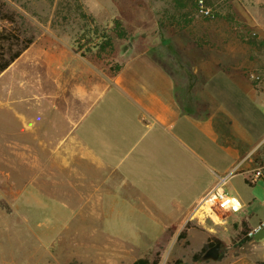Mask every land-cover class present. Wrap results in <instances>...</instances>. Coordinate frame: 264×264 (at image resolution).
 Instances as JSON below:
<instances>
[{"label":"crops","instance_id":"1","mask_svg":"<svg viewBox=\"0 0 264 264\" xmlns=\"http://www.w3.org/2000/svg\"><path fill=\"white\" fill-rule=\"evenodd\" d=\"M49 44L39 37L17 59L37 45L36 50L40 48L48 59V80L57 85L56 92L47 94L55 101L46 102L44 93L36 96L42 103L36 104L35 111L51 113L53 119L41 125L36 118L24 119L20 133L11 132L16 138L8 142L23 144V152H13L23 160L25 177L14 208L30 226L17 238L30 241L31 246L19 262L49 264V256L62 252L58 248L62 232L74 241L70 255L92 264H134L140 259L129 256V249L136 248L133 241L150 240L145 244L153 245L171 234L178 238L183 230L191 257L198 254L209 233L203 222L194 219L193 209L216 182L209 178L202 139L219 140L221 150L234 161L249 155L247 146L241 151L242 137L233 125L227 131L231 143L226 147L224 111L214 90L178 88L174 75L147 55L129 57L118 72L107 75L71 48ZM207 78V85L228 80L220 71L208 73ZM29 105L20 111L32 110ZM20 111H14L18 117ZM192 135L196 136L189 140ZM254 164L247 172L259 167ZM236 198L242 205L238 228L245 222L248 236L264 220L251 223L253 214L247 215L246 210L254 200L245 195ZM36 222L49 234L32 232ZM260 230L264 232V226ZM256 233L249 241H255ZM254 247L264 251V238ZM184 255L177 253L176 258L186 260ZM254 258L252 262L240 256L222 263L220 258L203 261L200 257L184 263L264 262V255Z\"/></svg>","mask_w":264,"mask_h":264},{"label":"rangeland","instance_id":"2","mask_svg":"<svg viewBox=\"0 0 264 264\" xmlns=\"http://www.w3.org/2000/svg\"><path fill=\"white\" fill-rule=\"evenodd\" d=\"M203 2L210 9V15H199L196 6L193 10H181L188 15L181 19L180 30L177 25H171L175 22L171 18L175 11L172 0H0V5L15 17L13 24L0 22V29L18 31L22 37H33L34 41L43 37L45 41H50L47 46L76 49V55L107 75L115 74L116 66L120 69L129 57L147 55L174 75L178 88L209 87L214 90L224 111L226 147L231 143L227 131L233 129V125L235 132H239L242 137L241 151L247 146L249 155L246 159L234 161L226 151L221 150L219 140L214 142L202 139L203 145L207 146L204 156L207 155L209 178L217 180V177L230 175L224 190L232 196L245 195L254 200L246 214L252 213L251 223L257 224L264 220V181L259 179L250 184L245 180L249 181L247 170L256 166L255 159L264 160V76L254 82L248 75L264 66V0ZM80 13L90 16L94 23L87 17L79 16ZM114 20L121 22L127 36L113 41L112 51L97 52L96 48L87 51V46L77 49V46L84 44L95 25L110 33ZM36 46L0 74V264H21L20 258L24 260L31 246L30 241L17 238V235L29 231L30 226L24 224L22 218H19V211L14 208L16 197L23 194L25 177L23 160L13 154L19 149L23 152V144L8 143L16 138L11 132L19 134L24 119L29 121V118H36L41 125L43 121L54 117L51 113L38 114L35 111L36 104L42 103L41 100L37 101L36 96L44 93V100L49 102L56 97L47 94L56 92L57 88L56 81L51 84V80H48V59L43 57L40 48L36 50ZM194 66L196 68L193 71ZM219 71L228 80H222L223 83L216 80L207 85L208 73ZM43 72L45 78H42ZM26 103L33 109L20 111L26 107ZM13 110H19L21 117ZM215 121L221 123L217 116ZM192 136L188 137L189 140L196 135ZM240 214L217 212L204 217L196 213L194 218L203 222L208 231L207 242H220L222 263L240 256L250 257L255 262L257 259L254 257L264 255L263 250L254 247L255 242L260 240L240 243ZM38 226L36 222L32 232L49 234V229H40ZM184 231L181 238H173L171 234L168 240L153 245L145 244L150 240L133 241L137 243L136 248L129 249V256L132 254L140 260L144 259L148 264L153 261L157 264H185L184 261L189 260L195 262L188 252L190 249L184 240ZM73 242L68 239L66 232H62L58 242L62 252L49 256V264H92V261H80L70 255L69 251H74ZM190 246L194 248L195 243L192 241ZM18 249L20 252H16ZM180 252L185 253L186 260L176 258ZM102 259L98 257V261ZM243 262L241 264H245ZM252 262L248 264H254Z\"/></svg>","mask_w":264,"mask_h":264},{"label":"trees","instance_id":"3","mask_svg":"<svg viewBox=\"0 0 264 264\" xmlns=\"http://www.w3.org/2000/svg\"><path fill=\"white\" fill-rule=\"evenodd\" d=\"M172 6H173V15L171 16L172 19L175 20L174 24L171 25H177L180 30H182L181 19L183 17H186L188 13H184L181 10L191 8L193 10L194 6H196L195 2L196 0H172ZM77 9H80V6L76 5ZM79 16L82 18L87 17L91 23H94V20L90 17L85 15L84 13H80ZM173 20V21H174ZM0 22H8L10 24L15 23V17L14 14L5 10L0 5ZM127 33L124 27L122 26L121 22L118 20L113 21V27L110 31V33L104 32L98 27H96L92 30L89 37L84 41V44L77 46V49H82V46H87L85 50L90 51L93 48L97 49V52H104V51H112L113 50V41L115 40H122L126 38ZM34 42L33 37H22L20 35V32L18 31H7L4 28L0 29V74L3 73L16 59L19 58V56L29 48V46ZM74 53H78L76 49L72 50ZM83 57V55H81ZM119 66H116V72H118ZM255 162L258 163L259 167H264L261 159L257 158L255 159ZM264 181V173L263 177L261 178ZM245 182L249 183L248 180H245ZM251 184V183H250ZM241 231L239 240L241 244H244L251 240L250 237L247 236L248 228L247 224L245 222H241ZM183 232H181L178 235V238H181L183 236ZM218 243L220 246V242L218 240L214 241H208L203 248L201 249L199 254L193 255L192 259L194 261L200 259L202 254L208 249L209 247L213 246L214 244ZM220 254L219 257L220 258ZM146 260H138L134 264H145ZM151 264H157L156 261H153ZM259 264H264V262H260Z\"/></svg>","mask_w":264,"mask_h":264},{"label":"built area","instance_id":"4","mask_svg":"<svg viewBox=\"0 0 264 264\" xmlns=\"http://www.w3.org/2000/svg\"><path fill=\"white\" fill-rule=\"evenodd\" d=\"M196 11L199 15L204 17L210 15V9L205 6L203 0H198ZM248 76L249 79L254 82L260 81L264 76V66L260 67L258 71L249 73ZM263 173L264 167H257L253 171L248 172L249 182L252 184L255 183L263 177ZM229 176L230 175H227L226 177H217L215 184L201 197L193 210L197 213L203 214L204 217L210 216V214H216L217 212L230 214L239 213L242 210V205L239 200L224 190L225 182ZM263 226L264 223H260L257 229L248 234V237H252L253 234L258 232Z\"/></svg>","mask_w":264,"mask_h":264},{"label":"water","instance_id":"5","mask_svg":"<svg viewBox=\"0 0 264 264\" xmlns=\"http://www.w3.org/2000/svg\"><path fill=\"white\" fill-rule=\"evenodd\" d=\"M264 238L263 230H259L255 235V240H261ZM219 257V244L216 243L213 246L206 249V251L202 254L201 260L203 261H216Z\"/></svg>","mask_w":264,"mask_h":264},{"label":"bare ground","instance_id":"6","mask_svg":"<svg viewBox=\"0 0 264 264\" xmlns=\"http://www.w3.org/2000/svg\"><path fill=\"white\" fill-rule=\"evenodd\" d=\"M197 213V212H196Z\"/></svg>","mask_w":264,"mask_h":264}]
</instances>
